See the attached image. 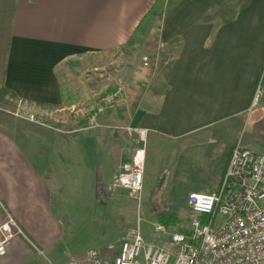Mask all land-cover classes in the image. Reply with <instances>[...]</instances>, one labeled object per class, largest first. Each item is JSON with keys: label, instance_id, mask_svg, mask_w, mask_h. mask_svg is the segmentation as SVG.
Returning a JSON list of instances; mask_svg holds the SVG:
<instances>
[{"label": "crops", "instance_id": "obj_1", "mask_svg": "<svg viewBox=\"0 0 264 264\" xmlns=\"http://www.w3.org/2000/svg\"><path fill=\"white\" fill-rule=\"evenodd\" d=\"M158 1L0 0V89L28 112L49 108L43 121L54 129L0 116V156L13 173L0 202L25 234L52 227L60 217L51 194L63 192H77L75 207L90 204L106 222L104 192H126L108 184L143 145L145 214L176 213L173 202L187 192L218 187L259 83L264 97V0H178L149 33L157 45L176 42L163 78L149 71L147 57L138 70L108 67ZM106 70L110 84L120 76L123 95L98 115L96 128H83L87 116L77 107L98 100L94 87ZM155 198L167 209H157ZM177 227L167 226L186 229ZM121 232L109 236L117 242ZM23 239L12 250L8 243L0 261L24 249ZM111 243L98 238L100 248Z\"/></svg>", "mask_w": 264, "mask_h": 264}, {"label": "built area", "instance_id": "obj_2", "mask_svg": "<svg viewBox=\"0 0 264 264\" xmlns=\"http://www.w3.org/2000/svg\"><path fill=\"white\" fill-rule=\"evenodd\" d=\"M123 92L124 88L117 86L99 94L92 107L80 113L87 116L84 128H96L98 115ZM261 95L259 83L251 107ZM24 115L30 122L49 126L36 112ZM144 170L143 145L134 149L108 189H122L140 203ZM187 204L201 216L192 218L185 230L172 232L166 245L150 242L136 228L115 251L89 248L63 264H264V149L254 152L237 142L218 187L210 192L188 193ZM153 229L164 232L160 223L153 224ZM17 236L26 239L15 218L5 210L0 223V256Z\"/></svg>", "mask_w": 264, "mask_h": 264}, {"label": "rangeland", "instance_id": "obj_3", "mask_svg": "<svg viewBox=\"0 0 264 264\" xmlns=\"http://www.w3.org/2000/svg\"><path fill=\"white\" fill-rule=\"evenodd\" d=\"M158 21L159 19L156 18L152 27L153 29H151L150 31L158 30ZM155 34L156 33H153L152 36L148 34L147 37L143 40L136 42L133 45H127L124 49L116 52L113 56H110L112 62H110L111 65H109L108 67L112 66L113 69H115L126 65L129 67L130 71L132 69L138 70L139 66H144L143 61L147 57V60H150L149 71L150 69L155 68V72H158V76L160 75V77L163 78L164 73H166V68L168 67L169 59L173 53L169 47L157 45ZM151 63L154 64L151 65ZM106 71L107 73L105 75L99 76L97 78V83L94 88L95 90H97L98 95L107 92L109 89H114L117 86H122L123 88L125 86L122 83H117L118 85L115 84L120 76L114 78L113 83L111 81L110 84L109 78L111 80L113 78V74L109 76V70ZM88 74L89 72L85 73L86 78H89ZM128 76L129 78H127ZM131 78V74H128L127 76H123L122 80L126 81V79L129 80ZM3 99L4 101L0 102V116L7 118L6 122L8 124H11V120H21L23 122H28V120L25 119L24 114L36 112H28L26 107L19 104V101L16 102V100L11 95H6ZM263 100L264 97L263 95H261L258 99L257 104L251 109L252 111L250 110L251 112L243 117L242 127L238 133V139L235 142V144L237 142H240L242 146H245L247 149L255 152L264 149ZM86 102L82 103L81 107H77L76 111L81 113L92 107V104L91 106H89L88 104H86ZM48 110L49 108L45 107L44 111L36 113L42 115V118H44V113L46 114L50 112ZM28 123H30V121ZM37 126L44 129L45 131H48L47 129L54 130L51 127H47L41 124H37ZM23 144L25 145L24 141ZM9 170V162L4 161L0 156V192L4 194H6V192H9L7 183L13 175V173H9ZM14 176L18 178L16 173H14ZM20 185L21 182L19 179V182L16 185L17 190H19ZM64 193L65 196L51 194V210L60 217L59 219L56 218V222H51L52 227L44 226L39 228V230L35 228L34 232H36L37 235L33 237L29 234H25V231L17 222L19 227L26 235V239H24L27 240V242L24 241V249H21L18 254L11 258H8V260L4 262L0 261V264H63L70 258H74L80 255V253L86 251L91 247L112 252L117 249L122 240H125L130 236L131 232L134 229L140 227L142 230L141 232H143V235L145 234L144 236L147 240L162 246L168 244L170 234L172 233L170 231H173L172 227L169 228L170 231L168 230V225H177L178 227L176 230H179L182 228H186L192 218H199L201 216L199 213H193L187 204L186 198L188 196V193L190 192H187L184 201L179 200L178 202H173V208L177 210L176 213H159L153 214L154 216L151 214V216L149 214L147 215L143 211V192L141 193L140 203L128 196L126 192H104V195L106 196L104 197L106 206L102 207V214L103 217H107L106 222L103 218L93 217V214L101 213L99 210L97 211V213L94 211H90L93 208L90 204L83 205L84 210L81 209L82 211H79V209L75 207V201H73V199L77 200V192H63V194ZM81 194L83 199L84 196L88 195V192H81ZM85 199L87 200L88 198L86 197ZM159 199L161 198L154 199L156 208L163 210L167 209V201ZM64 206H66L65 210H62ZM4 208V204L0 202L2 218H4L3 214L5 213V210H3ZM167 218L170 219L166 223L165 220ZM2 220L3 219H0V223L2 222ZM44 220L45 218L41 216V223L39 226L42 225ZM106 223L107 225H109V234L117 237V233L122 231V234H120L122 237L119 238L117 242H115V240H113L111 236H109L107 230H105ZM155 223L164 225V232H156L153 229V224ZM100 236L107 237L114 243L100 248L101 246H98V238H100ZM21 238L23 237L17 236L11 240L12 242L10 241L11 243L9 242L11 250L13 248L22 246L21 243L17 241Z\"/></svg>", "mask_w": 264, "mask_h": 264}, {"label": "trees", "instance_id": "obj_4", "mask_svg": "<svg viewBox=\"0 0 264 264\" xmlns=\"http://www.w3.org/2000/svg\"><path fill=\"white\" fill-rule=\"evenodd\" d=\"M177 1L178 0H159L155 4V6L145 15L143 20L138 24V26L136 27L135 31L133 32L131 38L128 40V42L126 43L125 46L133 45L134 43L139 42V41L143 40L144 38H146L147 35L149 34L150 30L153 27L155 19L156 18L160 19L164 13H166L170 8H172L176 4ZM175 44H176V42L175 43L173 42V43L167 45V47H169L170 50H172L174 48ZM173 58H174V55L172 54L170 59H169L168 67L171 64ZM6 95L12 96V92H10L6 88H1L0 89V102L4 101L3 98ZM169 219L170 218H167L165 220V222L167 223L169 221Z\"/></svg>", "mask_w": 264, "mask_h": 264}]
</instances>
